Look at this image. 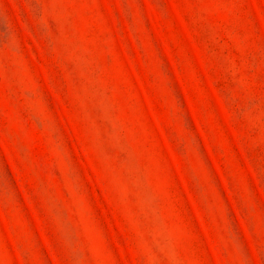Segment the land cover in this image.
Returning a JSON list of instances; mask_svg holds the SVG:
<instances>
[{
    "label": "rangeland",
    "instance_id": "obj_1",
    "mask_svg": "<svg viewBox=\"0 0 264 264\" xmlns=\"http://www.w3.org/2000/svg\"><path fill=\"white\" fill-rule=\"evenodd\" d=\"M0 264H264V0H0Z\"/></svg>",
    "mask_w": 264,
    "mask_h": 264
}]
</instances>
